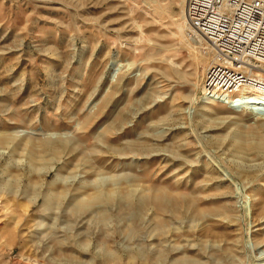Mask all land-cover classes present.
Here are the masks:
<instances>
[{
    "label": "rangeland",
    "instance_id": "obj_1",
    "mask_svg": "<svg viewBox=\"0 0 264 264\" xmlns=\"http://www.w3.org/2000/svg\"><path fill=\"white\" fill-rule=\"evenodd\" d=\"M185 2L0 0V264H264V108Z\"/></svg>",
    "mask_w": 264,
    "mask_h": 264
},
{
    "label": "built area",
    "instance_id": "obj_2",
    "mask_svg": "<svg viewBox=\"0 0 264 264\" xmlns=\"http://www.w3.org/2000/svg\"><path fill=\"white\" fill-rule=\"evenodd\" d=\"M185 19L187 39L210 59L205 96L230 106L251 86L239 111L264 107V0H187Z\"/></svg>",
    "mask_w": 264,
    "mask_h": 264
},
{
    "label": "bare ground",
    "instance_id": "obj_3",
    "mask_svg": "<svg viewBox=\"0 0 264 264\" xmlns=\"http://www.w3.org/2000/svg\"><path fill=\"white\" fill-rule=\"evenodd\" d=\"M186 3V5H187V2H185ZM185 14H186V7H185V9H184V16H185ZM185 20V19H184ZM186 23V28L188 27V24H187V21L186 22H184V24ZM256 90V88H254V87H251V86H248L247 87V91H243V96H240L239 98H237V99H232V100H229V101H231L232 102V105H230L231 104V102L229 103V108L230 107H238L240 104H242L243 102H247L248 100H247V98L245 97L246 96V93H253V91H255ZM245 93V94H244ZM260 97H262V98H264V93L262 94V96H260ZM206 100L207 101H210V102H214L213 100H211L210 98H208L207 96H206ZM239 101V103L237 104V105H234L236 102H238ZM205 103V102H204ZM207 103V102H206ZM228 106V105H227ZM252 106H255V105H251V104H248L247 106H246V110H247V107H249V109H251L250 107H252ZM260 108H264V107H260ZM254 109V108H253ZM239 112H242V111H239ZM244 112V111H243ZM262 202V201H261ZM257 205V203H254V205H253V207H255ZM254 210V212L256 213V211H257V208L255 207V209H253ZM252 210V211H253Z\"/></svg>",
    "mask_w": 264,
    "mask_h": 264
}]
</instances>
